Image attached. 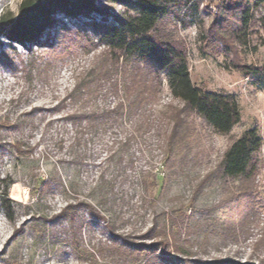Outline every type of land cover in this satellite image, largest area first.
<instances>
[{
	"label": "rangeland",
	"instance_id": "374dc122",
	"mask_svg": "<svg viewBox=\"0 0 264 264\" xmlns=\"http://www.w3.org/2000/svg\"><path fill=\"white\" fill-rule=\"evenodd\" d=\"M19 2L0 0V14L15 13ZM198 2L197 10L182 8L178 19L169 16L163 23L185 45L192 83L232 95L240 120L222 135L190 114L183 119L180 139L168 146L165 138L172 122L163 105L180 108L181 103L170 96L164 81L155 104L124 113L114 122L96 116L126 96L122 89L112 93L115 77L95 80L83 94L70 96L103 48L96 46L89 54L66 50L69 36L80 26L93 36L91 21L111 24L127 12L124 5L96 0L99 11L91 13L93 19L59 16L57 26L29 51L0 37V195L1 180L12 178L8 198L14 210L9 221L0 206V264H264V243L259 240L264 232V73L246 77L241 69L264 65V4L254 12L246 42L238 44L224 43L214 34L221 0ZM20 60L28 63L25 69ZM118 80L122 85V78ZM68 114L90 118L71 125ZM251 127L262 138L261 167L253 184L258 217L237 242L217 244L212 229L177 223L173 232L181 233L177 243L185 253L173 247L162 254L158 249L140 262L115 254L123 237L154 242L143 234L155 221L162 224L171 217L178 222L182 212L188 222L216 216L210 207L237 184L220 178L216 166L232 140ZM16 144L31 150L19 155ZM45 182L49 184L42 189ZM13 185L18 187L14 197ZM68 205L73 209L58 217Z\"/></svg>",
	"mask_w": 264,
	"mask_h": 264
},
{
	"label": "trees",
	"instance_id": "16d2710c",
	"mask_svg": "<svg viewBox=\"0 0 264 264\" xmlns=\"http://www.w3.org/2000/svg\"><path fill=\"white\" fill-rule=\"evenodd\" d=\"M95 1L20 0L15 13L5 10L0 14V37L18 43L29 51L31 45L39 43V37L57 26L59 16L68 19L82 17L93 19L91 13L99 11L94 4ZM106 1L124 5L127 12L114 18L113 23L108 25L95 22L93 19L89 24V31L93 36H89L81 26L77 28L73 37L69 36L64 46L66 50L74 48L89 54L96 46L103 48L97 64L89 67L80 81L76 82L70 96L83 94L95 80L110 81L115 77L110 83L112 93L117 95L122 89L126 96L119 98L115 104L96 116L102 119L101 121L114 122L124 113H130L150 103L155 104L164 81L170 96L181 103L180 108L170 104L163 105L167 118L172 122L165 138L167 146L174 138L180 139L179 131L182 129L183 119L190 114L201 118L217 133L228 134L240 120L237 101L230 94L212 92L203 87H196L192 83L188 72L185 45L163 23V20L169 16L178 19V11L182 8L197 10L199 0ZM221 3L220 13L213 22V27L217 25L214 34H220V39L224 43L230 40L243 44L246 42L254 12L264 4V0H221ZM225 29L230 31L223 34ZM28 63L34 64L35 57ZM28 63L19 61L22 69H25ZM13 67L16 68V65ZM241 69L246 77L264 73V65L259 68L241 66ZM119 78H122V85L119 83ZM85 118L88 119L90 116L78 114L66 116L71 125ZM123 141L126 142L125 139ZM3 143L0 139V147ZM261 147L262 138L259 131L256 127H251L232 140L224 151L216 171L220 178L236 180L237 184L228 196L217 205L210 207L211 210H217L216 216L212 218L206 214L188 222V218L182 212L178 216V222L173 221L171 217L164 219L162 224L155 221L143 234V238L156 239L154 242L137 243L128 240V237H123L122 244L114 248L115 254L140 262L143 257L156 253L158 249L162 254H168L169 248L173 249V247L176 251L185 253L186 251L181 250L177 243L181 233L173 232V227L177 223L181 227L184 224L187 228L197 224V226L212 229L217 236V244H224L228 240L237 242L246 232L248 223L258 217L255 216L257 208L253 199V184L261 167L258 156ZM15 149L19 155H24L31 150L27 148L28 152H25L20 144H16ZM11 179L1 180L4 186L0 195V206L9 221L14 219L12 201L8 198ZM56 180L60 179L57 177ZM48 184L49 182L43 183L42 189H45ZM69 209L73 207L68 205L58 217L69 213ZM21 228L22 225L17 227L15 232L20 231ZM209 234L205 236L207 238L208 235V239ZM260 237L259 240L264 243V232ZM155 262L156 260L153 263Z\"/></svg>",
	"mask_w": 264,
	"mask_h": 264
},
{
	"label": "bare ground",
	"instance_id": "6f19581e",
	"mask_svg": "<svg viewBox=\"0 0 264 264\" xmlns=\"http://www.w3.org/2000/svg\"><path fill=\"white\" fill-rule=\"evenodd\" d=\"M18 188V187H17ZM17 188H16V185H13V187L11 188V196H16V195H18L17 194ZM19 190V189H18ZM19 197V196H18Z\"/></svg>",
	"mask_w": 264,
	"mask_h": 264
}]
</instances>
